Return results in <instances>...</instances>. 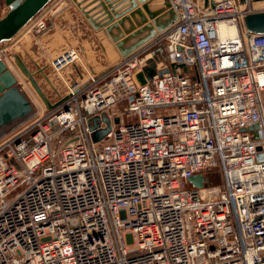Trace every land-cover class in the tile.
<instances>
[{"label":"built area","instance_id":"obj_1","mask_svg":"<svg viewBox=\"0 0 264 264\" xmlns=\"http://www.w3.org/2000/svg\"><path fill=\"white\" fill-rule=\"evenodd\" d=\"M213 1L173 0L179 21L101 72L64 50L40 71L51 110L18 81L35 114L0 138V264H264V33L244 26L263 1ZM150 59L190 71L142 85Z\"/></svg>","mask_w":264,"mask_h":264},{"label":"water","instance_id":"obj_2","mask_svg":"<svg viewBox=\"0 0 264 264\" xmlns=\"http://www.w3.org/2000/svg\"><path fill=\"white\" fill-rule=\"evenodd\" d=\"M52 0H0V6L7 8L0 17V43L13 39L24 27L41 12ZM90 25L102 31L115 44L121 55L118 65L133 54L159 39L171 26L179 21V12L173 0H73ZM205 8L215 6L213 0H199ZM242 2L244 0H241ZM255 2L264 0H254ZM244 26L250 33H264V11L250 14L244 18ZM12 59L29 82L31 88L44 104L46 110L54 108L22 58L13 54ZM188 72L190 68L184 64H172L170 68L158 69L154 60L150 59L140 71L136 79L145 84L156 74L167 72ZM130 101L134 97H130ZM35 108L18 85V80L7 64L0 60V138L6 131L31 119ZM107 124L110 121L106 119ZM120 119L116 118L115 123ZM109 127L94 134L99 141ZM260 150L261 148L258 147ZM264 160V154L258 155ZM196 187H202V175L190 179Z\"/></svg>","mask_w":264,"mask_h":264},{"label":"rangeland","instance_id":"obj_3","mask_svg":"<svg viewBox=\"0 0 264 264\" xmlns=\"http://www.w3.org/2000/svg\"><path fill=\"white\" fill-rule=\"evenodd\" d=\"M3 8L4 6H0V17L6 13V8ZM74 8L78 7H76L73 0H54L46 7L49 27L47 31L37 33L29 27L26 28V26L13 39L0 44V48L6 50L9 69H14L15 73L13 74L18 81L24 82L32 91L29 82L13 61V54H17L22 58L44 89L43 91L46 92V85L41 78L40 71L49 64L51 59L60 55L66 49L79 47L82 50L80 60L69 71L78 66L85 72H101L121 60V55L109 38L102 31L95 30L81 11L76 9L78 13L82 14L84 23L80 22L74 14ZM64 9L66 14L61 15ZM55 23L57 24L56 28L50 31L52 24ZM48 41H50V44H48ZM152 50L160 52L162 59H166V40H162ZM22 89V92L26 94L27 88ZM125 106H127V101L123 100L116 107L123 109ZM123 122H128V119H123ZM14 128L7 130L6 134Z\"/></svg>","mask_w":264,"mask_h":264},{"label":"bare ground","instance_id":"obj_4","mask_svg":"<svg viewBox=\"0 0 264 264\" xmlns=\"http://www.w3.org/2000/svg\"><path fill=\"white\" fill-rule=\"evenodd\" d=\"M257 5L259 7L263 8L261 3L258 2ZM26 26H28V25H26ZM218 29H219L220 36L222 38H225V39L235 37V35L237 34V31H238V28L235 24L230 23V22H226V21L219 22ZM114 46H115V44H114Z\"/></svg>","mask_w":264,"mask_h":264},{"label":"crops","instance_id":"obj_5","mask_svg":"<svg viewBox=\"0 0 264 264\" xmlns=\"http://www.w3.org/2000/svg\"><path fill=\"white\" fill-rule=\"evenodd\" d=\"M259 3H261L262 4V6L264 7V1L263 2H259ZM1 6H4V5H1ZM77 7V6H76ZM4 8H6L5 6H4ZM3 8V9H4ZM76 9H78V8H74V14L77 16V19L80 21V22H82V23H84V21H83V19H82V14L81 13H78L77 12V10ZM70 10V9H69ZM6 11H7V8H6ZM66 14V10L64 9L63 10V12L61 13V15H65ZM66 19V18H65ZM56 23L55 24H52V26H51V29H50V31L52 30V29H54V28H56ZM50 36H52V35H50ZM48 44H50V41H48Z\"/></svg>","mask_w":264,"mask_h":264}]
</instances>
